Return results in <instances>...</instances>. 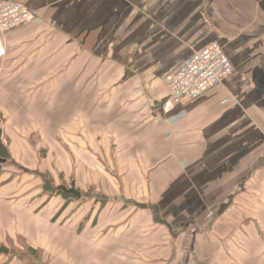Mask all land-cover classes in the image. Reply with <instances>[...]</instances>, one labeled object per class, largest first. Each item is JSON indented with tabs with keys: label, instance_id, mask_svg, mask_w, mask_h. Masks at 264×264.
I'll return each instance as SVG.
<instances>
[{
	"label": "crops",
	"instance_id": "obj_1",
	"mask_svg": "<svg viewBox=\"0 0 264 264\" xmlns=\"http://www.w3.org/2000/svg\"><path fill=\"white\" fill-rule=\"evenodd\" d=\"M13 1L0 264H264V0ZM212 41L232 74L161 112Z\"/></svg>",
	"mask_w": 264,
	"mask_h": 264
},
{
	"label": "built area",
	"instance_id": "obj_2",
	"mask_svg": "<svg viewBox=\"0 0 264 264\" xmlns=\"http://www.w3.org/2000/svg\"><path fill=\"white\" fill-rule=\"evenodd\" d=\"M35 16L33 10L16 1L0 0V35L30 23ZM3 54L0 36V58ZM232 71L233 65L220 43L212 41L193 50L167 75L168 94L161 103V112H170L176 105L222 84Z\"/></svg>",
	"mask_w": 264,
	"mask_h": 264
},
{
	"label": "water",
	"instance_id": "obj_3",
	"mask_svg": "<svg viewBox=\"0 0 264 264\" xmlns=\"http://www.w3.org/2000/svg\"><path fill=\"white\" fill-rule=\"evenodd\" d=\"M0 162H4V159L0 158ZM57 188L62 189L64 192L71 193L77 197L79 196V192H77L73 187L66 188L64 185H58ZM7 251H8L7 248H5L4 246H0V252H7Z\"/></svg>",
	"mask_w": 264,
	"mask_h": 264
},
{
	"label": "trees",
	"instance_id": "obj_4",
	"mask_svg": "<svg viewBox=\"0 0 264 264\" xmlns=\"http://www.w3.org/2000/svg\"><path fill=\"white\" fill-rule=\"evenodd\" d=\"M0 152L4 153L5 157H6V150H5L4 146L1 143V139H0Z\"/></svg>",
	"mask_w": 264,
	"mask_h": 264
}]
</instances>
